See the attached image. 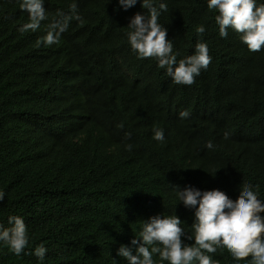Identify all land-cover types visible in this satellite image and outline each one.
Here are the masks:
<instances>
[{
	"label": "trees",
	"instance_id": "1",
	"mask_svg": "<svg viewBox=\"0 0 264 264\" xmlns=\"http://www.w3.org/2000/svg\"><path fill=\"white\" fill-rule=\"evenodd\" d=\"M71 2L45 0L49 19L21 33L28 15L19 0H0V222L23 216L26 251L48 249L41 262L0 245V264H127L117 248L160 213L177 215L191 235L193 211L169 185L236 200L252 184L264 199V50L250 51L231 29L220 37L207 0H166L159 18L178 60L207 43L212 60L192 85L131 50L126 27L145 11L139 0L127 10L117 0H77L83 22L38 46ZM209 255L218 264L250 259L236 261L227 249Z\"/></svg>",
	"mask_w": 264,
	"mask_h": 264
},
{
	"label": "clouds",
	"instance_id": "2",
	"mask_svg": "<svg viewBox=\"0 0 264 264\" xmlns=\"http://www.w3.org/2000/svg\"><path fill=\"white\" fill-rule=\"evenodd\" d=\"M109 2V0H108ZM145 10L136 13L127 25V41L131 50L140 59L155 58L157 66L178 85H192L202 70L207 69L212 57L207 43L195 45L194 52L182 59L173 50L172 40L167 38L168 30L159 22L163 12L168 10L166 0H139ZM118 5L127 10L137 4V0H117ZM19 7L28 15V22L18 31L35 32L41 23L49 19L45 0H19ZM209 10H214L219 36L227 37L229 29L238 33L241 42L252 52L264 50V0H207ZM83 22L77 9V0H72L68 11L57 10L55 18L46 25V33L38 41V46L59 43L61 36L72 21ZM198 34L205 33L204 25L196 28ZM180 118L189 116L187 110L179 113ZM153 139L163 142L164 130L155 128ZM228 132L224 133L227 139ZM131 151L132 144L125 145ZM206 147H214L211 141ZM218 171V170H217ZM179 203L193 211L191 235L186 233L181 219L175 215L157 214L141 221V227L129 244H121L116 256L127 264H156L154 255L168 264H218L209 254L218 249H227L234 260L245 264H264V199L252 184H243L239 198L231 199L225 192L213 189L201 191L192 186L180 188L169 185ZM5 192L0 190V202ZM29 232L23 216L8 215L0 222V245H5L16 256L22 253L33 255L39 261L45 259L48 249L43 243L30 252ZM193 241V243H186ZM112 264L116 260L112 259Z\"/></svg>",
	"mask_w": 264,
	"mask_h": 264
}]
</instances>
